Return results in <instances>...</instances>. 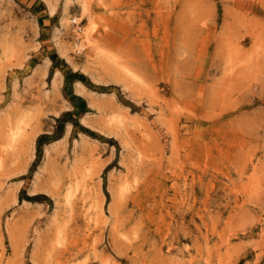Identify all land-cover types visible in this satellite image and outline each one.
Masks as SVG:
<instances>
[{
  "label": "rangeland",
  "instance_id": "374dc122",
  "mask_svg": "<svg viewBox=\"0 0 264 264\" xmlns=\"http://www.w3.org/2000/svg\"><path fill=\"white\" fill-rule=\"evenodd\" d=\"M81 1L0 0V264H264V0H85L141 83Z\"/></svg>",
  "mask_w": 264,
  "mask_h": 264
},
{
  "label": "bare ground",
  "instance_id": "6f19581e",
  "mask_svg": "<svg viewBox=\"0 0 264 264\" xmlns=\"http://www.w3.org/2000/svg\"><path fill=\"white\" fill-rule=\"evenodd\" d=\"M88 10H90L89 6L87 5L85 0H82L81 1V14H80V16L75 17L71 20V23L72 22L75 23L74 29H75V32L77 33L76 35L78 36L77 37L78 41L73 43L74 46L72 49H74V51L77 53L81 52L85 48H88L89 50L91 49L94 51L93 59L100 61V63L102 65H106L108 72L111 71V72H114V74H122L125 76V78L126 77L129 78L131 80V82H140L141 83L143 80L135 71H133L128 66H123L121 64V62H123V61L120 62L121 59L119 57H116V55L115 56L113 55L115 53H113V54L108 53L107 51L104 50L105 49L104 47L102 49V47L100 45L102 43L99 44L98 41L93 39V33H94V30L96 29L97 25L91 16H89V15L85 16L86 14H88ZM83 17L84 18L86 17L87 25L84 29H82V28L80 29V28H78V26H79V23L81 22V20L83 19ZM95 63H97V62H95ZM125 80H127V79H125ZM29 115H30V113L29 112L26 113V111H25L24 113H21L18 116H16L13 119V122L9 118V120L7 121V124L8 123L11 124L9 126V128H8V126L6 127L7 124H4V127H3L2 126L3 123H0V137L3 138L2 139L3 141L0 142V145L4 148V149H1L2 151H8V152L14 154L17 149L19 150V147L22 146V143L25 141L24 140L26 137L25 129L28 128L29 123H27V122H29L28 119L30 120V118H31ZM121 118L122 117L119 114H117L116 117L111 119V120L117 123V122H120L122 120ZM20 150H21V147H20ZM1 165L2 164H1V160H0V166ZM253 168L255 169V167H253ZM80 171H81V169H80ZM253 176H254V174H253ZM253 176H251V180H250L251 184H250V181L248 182L250 186L252 185V179H253V183H254V181H256V179L254 180ZM255 178H256V175H255ZM123 190H124V188H121V191H123ZM67 196L69 198V194ZM55 236L59 237V233H57V235H55ZM60 242H62V241H60Z\"/></svg>",
  "mask_w": 264,
  "mask_h": 264
}]
</instances>
